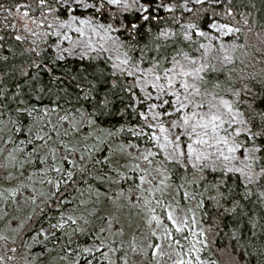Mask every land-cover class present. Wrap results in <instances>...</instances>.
<instances>
[{
	"label": "snow or ice",
	"instance_id": "6c2138e0",
	"mask_svg": "<svg viewBox=\"0 0 264 264\" xmlns=\"http://www.w3.org/2000/svg\"><path fill=\"white\" fill-rule=\"evenodd\" d=\"M205 2L223 7L225 10L219 15L234 19L233 0H195L197 4ZM30 7V4L17 5V10ZM176 7L184 5H165L163 0H37L41 18L31 17L29 11L22 12V19L29 18L35 25L33 28L25 23L23 31L41 40L48 36L55 38L57 60L73 55L81 60L104 59L103 54L111 53L106 59L111 61L112 75L133 82L113 83L109 91L119 87L131 94L132 102L118 111L121 119L127 114L130 118L137 117L138 123L127 128L121 125L115 131L105 129L102 118L112 115L110 106L114 102L108 92L100 97L91 84L76 85V103L89 104L86 119L82 107L65 108L59 100L51 99L49 105H44L43 99L37 97L39 103L30 106L22 101L25 106L17 107L16 117H9L6 123V110L0 99V220L7 215L3 207L16 203L30 187L22 182L30 168L35 171L28 172L29 181L39 176L40 184L52 186L53 202L59 196V202L67 203L61 186L67 188L69 183L74 186L77 176L99 182V187L93 189L89 184L86 190L95 193L94 201L80 200L86 215L66 219L62 216V223L52 225L63 229L71 222L76 225L71 229L73 233L86 234L77 220L86 225L87 216L96 214L95 208L88 210L90 203H98L102 196L111 200L108 189H104L105 183L132 181L127 196L124 191L116 196L123 197L139 210L138 214H143L145 230L131 235L126 245L120 243L117 247L97 237L94 248H78L81 255L87 254L85 264H92L93 260L99 264H117V261L161 264L165 256L171 259L166 248L175 253L172 264H206L199 254L207 247V241L197 218V212L204 206V193L215 191L221 199H227L225 192L234 190L227 188L226 182L233 176L239 181L236 187L244 190L238 193L241 199H251L253 185L264 188L261 183L264 182V69L257 75L236 73L237 63L242 71L245 65L235 53L245 45L237 44L235 39L225 42L222 37L230 34L237 37L241 27L221 23L215 8L211 12L203 11L197 22L182 25V32L159 29L150 42H144L145 35L152 33V25L164 20L159 16L160 10L166 8L171 12ZM243 24H248L247 19ZM45 28L51 31H44ZM14 38L26 39L20 35ZM4 39L0 36V53L5 49ZM30 51L37 57L41 55L35 47ZM130 53H136V57ZM256 55L260 57L258 63L264 64V49H257ZM7 59L6 55H0V61ZM32 67L38 73H48L52 80L63 82V77L55 76L47 65ZM23 75L27 78L30 73ZM70 79L76 81L74 76ZM134 90L142 95L137 96ZM93 91H97V96L92 95ZM121 133L152 147L141 149L139 143L130 142L113 145ZM92 169L104 174L95 175ZM52 174L58 178H51ZM206 174L218 179L210 182L204 192L188 190L205 181ZM32 192H36L34 187ZM38 195L44 197L43 192ZM81 195H85V190H81ZM255 195L264 202V191ZM36 198L31 194L26 197L33 204ZM111 226L109 220V229ZM99 231L104 233L105 229ZM123 234V229L114 233ZM37 236L49 238L43 229ZM51 236L54 238L55 233ZM7 239L0 235V241ZM16 252L17 248L5 251L0 244V264L14 260V255L9 253ZM112 255H116L115 260ZM76 264H80L79 256Z\"/></svg>",
	"mask_w": 264,
	"mask_h": 264
},
{
	"label": "trees",
	"instance_id": "16d2710c",
	"mask_svg": "<svg viewBox=\"0 0 264 264\" xmlns=\"http://www.w3.org/2000/svg\"><path fill=\"white\" fill-rule=\"evenodd\" d=\"M163 3L165 5L168 3L184 5V7H176L171 12L167 11L166 8L160 10L159 16L163 17L164 20L159 25H152V33L145 35L144 42H150L152 36L159 29L170 28L174 32H182L184 30L182 25L188 22H197V16L202 15L203 11L211 12L215 8L221 23H230L233 26L241 27V33L237 34V37H232L231 34L229 37H222L225 42L235 39L237 44L243 43L245 45L242 50L235 53L245 65L242 71L240 64L237 63L236 73L257 75L264 69V64L258 63L260 57L256 55L257 49H264V0H233L234 19L219 15L225 9L215 5L214 2L197 4L195 0H163ZM28 4L31 5L30 8H21L19 11H29L31 17L41 18L40 10L37 8V0H0V36L5 38L3 41L5 49L0 55L8 57L6 61H0V90H2L0 99H2L6 110L5 122L7 123L9 117H16L15 109L17 107L39 103L37 97L43 99L44 105H49V99H51L59 100L65 108L82 107L86 119L89 104L85 102L82 106L75 101L76 85L79 83L81 87L91 84L94 89L98 90L100 97L108 92L109 99L113 100L114 105L110 106L112 115L102 118V126L105 129L115 131L121 125L126 128L136 126L137 117L131 116L130 118L129 115L125 114L121 119L118 111L132 102L131 94L122 92L119 87L109 91L113 83H131L133 81L130 78H119L112 75L111 61L106 59L108 54H103L104 59L85 58L81 60L80 57L73 55L60 61L56 59L54 37L48 36L41 40L38 37L22 36L26 39L15 40L14 37L20 34L14 13L18 11L17 5ZM31 9H36V11L32 12ZM188 9L192 11H188ZM244 19H247V25L243 24ZM176 20L179 23H176ZM51 22L50 17L49 23ZM44 31H51V29L45 28ZM33 40H36L37 43L33 44ZM201 42L206 41L201 40ZM33 47L41 52L39 57L30 51ZM93 55L95 54L93 53ZM130 55L136 57V53H130ZM53 63L55 64L54 68ZM34 64H44L52 68V73L58 77L62 76L63 82L52 80L51 76L43 71L38 73L32 67ZM25 72L30 73L27 78L23 75ZM73 76L76 77V81L70 79ZM41 88H44L45 92L39 91ZM134 91H136L137 96L142 95L139 90ZM92 95L97 96V91H93ZM22 101L25 104H22ZM65 101H70V103L66 104ZM53 120H55V116H53ZM129 142L139 143L141 149L152 147L151 144L138 141L127 133H121L119 138L113 140V145ZM33 171L35 169H28V172ZM121 171L126 172L125 169H121ZM28 172L22 179V182L30 184V187L25 191L33 193L32 188L34 187L36 192L33 195L39 199H36L35 204L30 200L27 202L26 197L28 196L24 191L16 203L3 207V211L7 215L3 220H0V235L7 236L8 239L0 241V244L4 246L5 251L9 248H17L16 253H9L14 255V260H6L5 264H76L78 256L80 264H85L87 254L81 255L78 248H94L98 244L97 237L105 240L106 243L112 242L111 246L117 247L120 243L126 245L131 235H139L145 230L146 225L144 226V221L141 219L143 214H138L139 210L132 207L123 197L117 199L116 193L124 191L126 196L132 186V181L124 180H121L119 184L105 183L104 189H108L107 196H110L111 200L102 196L98 203H90L88 210L92 211L95 208L96 214L87 216L88 224L85 225L83 221L77 220L86 234L73 233L71 229L75 228L76 225H71V222H69L70 227L65 225L63 229L53 228L52 225L63 222L62 216L66 219L68 216L78 218L86 215L80 200L94 201L95 193L89 194L86 190L89 184L93 189L99 187V182L90 177L77 176L74 186L71 183L67 188L62 185L61 193L67 200L65 204L59 202V196L54 198L56 202H53V198L50 196V193L54 191L52 186L40 184L38 181L41 177L39 176H33L29 181ZM92 173L95 175L104 174L98 169H92ZM126 174L134 176L130 172ZM51 178L58 177L52 174ZM195 178L193 177V179ZM214 179H218V177L207 175L205 181L193 185L188 190L204 192L208 184ZM82 180H87L88 183H81ZM173 181L175 183V177H173ZM238 183L239 181L235 176L227 180V188L234 190L225 192L227 199H221L215 191L204 193V206L197 212V218L199 226L205 231L203 239L207 241V247L199 254L201 260L206 264H264V202L255 195L258 191H264V188L253 185L251 187L254 194L251 199H241L238 193L242 194L244 190L236 187ZM47 187H49L48 190L45 189ZM81 190H85V195H81ZM40 192L44 193V197L38 195ZM213 196L217 199H210ZM113 200L116 201L115 204L112 203ZM191 203L194 206L196 202ZM29 217L32 219L30 220ZM109 220L112 222L110 229L108 227ZM21 224L23 227H20ZM101 228L105 229L104 233L99 231ZM41 229L44 230L45 235L49 236L48 239L37 236ZM120 229H123L124 234L122 236L114 235ZM51 233H55L54 238ZM41 240L43 243L39 242ZM69 241H71L70 244ZM96 256L99 257L100 253H96ZM174 258L176 259V256ZM112 259L115 260L116 255H112ZM173 261L167 264H172ZM92 264H99V261L93 260ZM137 264L140 262L137 261Z\"/></svg>",
	"mask_w": 264,
	"mask_h": 264
},
{
	"label": "rangeland",
	"instance_id": "374dc122",
	"mask_svg": "<svg viewBox=\"0 0 264 264\" xmlns=\"http://www.w3.org/2000/svg\"><path fill=\"white\" fill-rule=\"evenodd\" d=\"M22 12L21 11H17L16 13H14V17H15V21H16V25H17V28H19V34L21 36H30L27 32L23 31V27H24V24L27 23L29 27H35V25H33L31 23V19L29 18H23L22 19V16H21ZM32 37V36H31ZM64 46H67V44H65ZM108 55H111V53H106ZM134 151V150H133ZM46 190L49 189V187L45 188ZM25 193L27 194V196H29L30 194L33 195V193H29L28 191H25ZM129 194V193H128ZM127 194V195H128ZM126 195V196H127ZM36 199H39V198H36ZM27 200V199H26ZM127 201V200H126ZM28 202V200H27ZM128 202V201H127ZM145 226V224H144ZM146 227V226H145ZM166 252H168L170 255H171V259L168 258V256H165L162 260H161V264H167V263H170L171 261H173L175 258V253L172 249H168L166 248L165 249Z\"/></svg>",
	"mask_w": 264,
	"mask_h": 264
}]
</instances>
